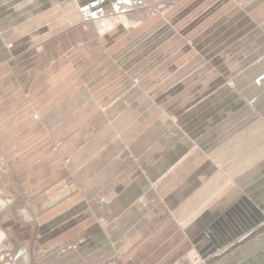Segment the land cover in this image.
<instances>
[{
    "label": "crops",
    "instance_id": "obj_1",
    "mask_svg": "<svg viewBox=\"0 0 264 264\" xmlns=\"http://www.w3.org/2000/svg\"><path fill=\"white\" fill-rule=\"evenodd\" d=\"M18 1L0 7V68H12L0 82L14 87L0 91V145L7 131L39 130L57 148L44 173L16 176L19 192L33 178V215L0 207L15 225L0 226V264H192V249L203 264H264V0L231 2L173 54L168 77L159 47L158 89L152 60L122 74L100 48L92 90L79 77L83 88L63 91L59 108L49 88L68 71L54 57L68 43L37 50L33 0ZM17 28L24 37H11Z\"/></svg>",
    "mask_w": 264,
    "mask_h": 264
},
{
    "label": "rangeland",
    "instance_id": "obj_2",
    "mask_svg": "<svg viewBox=\"0 0 264 264\" xmlns=\"http://www.w3.org/2000/svg\"><path fill=\"white\" fill-rule=\"evenodd\" d=\"M112 1L33 0V39H35L33 44L37 45V50L45 42H53L57 47L61 46L60 44L68 43L65 50L54 53L56 58L65 56L67 63L64 65H68V71L67 73L61 72V68H59L54 72V80L49 88L53 93V98H48L50 106L59 108L64 101L67 104L66 99H62L60 94L67 90L72 92L82 89L79 77L87 89L92 90L88 87V83L97 74L98 63L96 61L101 53L100 48L106 50L104 53L107 57L116 56L115 59L118 60L120 68H122V74L125 73V69L131 61H134L133 70L137 75L141 71L142 61L152 60L149 86L151 89H158L160 84L157 80L159 77H163L159 76L156 67L157 56L160 53L158 48L165 49L164 51L168 55L162 62L167 66L165 75L167 77L173 75L175 68L166 64L173 61V54L180 52L183 46L190 47V38L194 33H197L201 28L205 32L208 22L210 23L211 19L216 18L231 2L237 4L236 0H134L129 4H120L118 3L120 0ZM12 2L14 0H2L0 7L7 6V4L11 5L8 7H12L21 3L18 1L11 4ZM22 4H25V0H22ZM17 29L18 34L17 32L14 35L10 33L11 37L15 38L18 35L24 37L25 35L22 33L19 34L20 28ZM221 30L223 33L227 32L224 28ZM211 32H215V30H211ZM176 35L179 38L175 39ZM202 38L203 36L198 38V41H201ZM219 42H229V39L226 37ZM6 45L10 47L12 41H7ZM107 49L109 50L107 51ZM190 58L192 57L189 52L186 55L183 54V60ZM11 69L10 66H2L0 68L1 78L7 70ZM118 75L121 74H115V76ZM134 79L136 84L137 78ZM229 83L231 84V82ZM116 84L113 89L123 90L126 85L124 80ZM0 91L13 92L14 87L8 81L3 84L1 81ZM98 101L97 99L96 102L98 103ZM22 103L26 105L23 99ZM43 103L45 102L43 101ZM7 110L12 112L11 108ZM19 112L18 109L16 113ZM47 144L48 137L45 131H7L6 140L0 145V207H7L5 204L17 203L31 209L33 215V185L30 186L33 178L29 181L24 180L26 182L19 192L16 187V176L19 170L24 172L29 168L32 170L33 167L38 168V166L39 170L41 168V174L44 173L45 158L51 152H56L57 148V144L50 145V147L46 146ZM69 161V158L65 159L66 163ZM19 215H21V219L25 218L20 211ZM11 219L8 217L0 219V226L2 228L13 227L14 224L9 222ZM22 229L23 235L28 234L27 227ZM77 243H74L73 246ZM0 246L2 247V244ZM196 253L203 264L202 256L197 251ZM189 260L194 264L190 256Z\"/></svg>",
    "mask_w": 264,
    "mask_h": 264
},
{
    "label": "built area",
    "instance_id": "obj_3",
    "mask_svg": "<svg viewBox=\"0 0 264 264\" xmlns=\"http://www.w3.org/2000/svg\"><path fill=\"white\" fill-rule=\"evenodd\" d=\"M102 224L106 225L107 220L103 219ZM82 241L83 240L80 239L79 243H81ZM77 246H78V243L74 245V247H77ZM188 255L190 256V258H192L194 264H202V260L199 258L198 254L196 253V251L194 249L190 250Z\"/></svg>",
    "mask_w": 264,
    "mask_h": 264
}]
</instances>
